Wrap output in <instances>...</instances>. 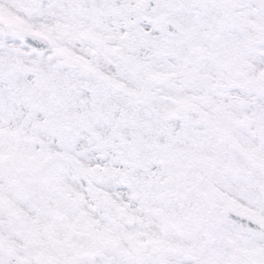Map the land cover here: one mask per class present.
<instances>
[{
	"label": "snow or ice",
	"instance_id": "snow-or-ice-1",
	"mask_svg": "<svg viewBox=\"0 0 264 264\" xmlns=\"http://www.w3.org/2000/svg\"><path fill=\"white\" fill-rule=\"evenodd\" d=\"M0 264H264V0H0Z\"/></svg>",
	"mask_w": 264,
	"mask_h": 264
}]
</instances>
